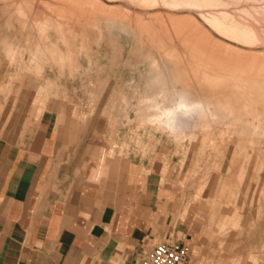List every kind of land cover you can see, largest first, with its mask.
<instances>
[{"label":"rangeland","instance_id":"rangeland-1","mask_svg":"<svg viewBox=\"0 0 264 264\" xmlns=\"http://www.w3.org/2000/svg\"><path fill=\"white\" fill-rule=\"evenodd\" d=\"M218 1L0 0V131L45 110L84 126L100 161L173 191L189 255L264 264V0Z\"/></svg>","mask_w":264,"mask_h":264},{"label":"crops","instance_id":"crops-1","mask_svg":"<svg viewBox=\"0 0 264 264\" xmlns=\"http://www.w3.org/2000/svg\"><path fill=\"white\" fill-rule=\"evenodd\" d=\"M23 119L0 131V264H136L166 238L192 239L157 172L100 161L84 126L51 111ZM197 249L179 264H205Z\"/></svg>","mask_w":264,"mask_h":264},{"label":"built area","instance_id":"built-area-1","mask_svg":"<svg viewBox=\"0 0 264 264\" xmlns=\"http://www.w3.org/2000/svg\"><path fill=\"white\" fill-rule=\"evenodd\" d=\"M188 258L187 243L166 238L142 252L136 264H179Z\"/></svg>","mask_w":264,"mask_h":264},{"label":"bare ground","instance_id":"bare-ground-1","mask_svg":"<svg viewBox=\"0 0 264 264\" xmlns=\"http://www.w3.org/2000/svg\"><path fill=\"white\" fill-rule=\"evenodd\" d=\"M128 1V0H127ZM156 1V0H155ZM189 1V0H188ZM191 1H193V2H200V4H201V2L203 3V2H208V1H210V0H191ZM223 2H224V0H222ZM246 1H248V0H246ZM250 1V0H249ZM248 1V2H249ZM187 2V1H186ZM215 2H216V0H215ZM218 2H220V3H222L223 4V6H225L224 4L225 3H223V2H221L220 0L218 1ZM248 2H246L247 4H248ZM252 2V1H251ZM251 2H249V3H251ZM253 2H255V1H253ZM193 5H194V3H192ZM222 4L220 5L219 3H218V5H220V6H222ZM232 4V3H231ZM205 5V4H204ZM236 5V4H235ZM251 5V4H250ZM222 6V8H225V7H223ZM190 7H192V6H190ZM189 7V8H190ZM193 8V7H192ZM250 8H251V6H250ZM254 8V7H253ZM226 9H227V3H226ZM247 9V8H246ZM257 9V8H256ZM193 10V9H192ZM196 10V9H195ZM197 10H199L198 8H197ZM214 10V9H213ZM217 10V9H216ZM259 10H261L260 8H259ZM201 11V10H200ZM209 11V10H208ZM225 11V10H224ZM224 11H221L222 13L224 12ZM239 11V13L241 12L240 11V9L238 10ZM251 11V10H250ZM254 11H255V9H254ZM253 11V12H254ZM201 12H203V11H201ZM218 12H219V10H218ZM246 12H248L247 10H246ZM160 13V12H159ZM196 13V12H195ZM198 13V12H197ZM200 13V12H199ZM205 13H207V12H205ZM214 14H215V12H213ZM225 13H227V12H225ZM233 13H236V12H233ZM232 13V14H233ZM209 14V13H208ZM258 14H260V13H258ZM258 14H254V15H258ZM213 15V14H212ZM217 15H220V14H217ZM230 15V14H229ZM238 15V14H237ZM243 16L245 15V14H242ZM200 16H201V14H200ZM214 16V15H213ZM220 16H222V15H220ZM203 17H205V16H203ZM219 17V16H218ZM82 18V17H81ZM210 18V17H209ZM220 18V17H219ZM235 18V17H234ZM233 18V19H234ZM238 18V17H237ZM207 19V18H206ZM222 19V18H221ZM226 19V18H225ZM247 19V18H246ZM254 19H255V17H254ZM213 20V19H212ZM239 21H240V18L238 19ZM250 20V19H249ZM107 21V20H106ZM223 21V20H222ZM233 21V20H232ZM242 21H244V20H242ZM107 22H109L110 23V25H112V26H115L117 23H116V21H112V20H108ZM207 22V21H206ZM210 22H212V21H210ZM264 22V21H263ZM249 23V22H248ZM212 24L214 25V27H220L221 29H222V33H225L226 35H227V33H228V35L229 34H232V36H234V37H236L237 39H240V40H251L252 38H254L255 37V35H256V29L254 28V27H252V26H246V25H243V28H240V27H238L239 26V24L238 25H232V24H230V25H228L227 23H225V21L223 22V23H221V22H219V20H216V19H214V21L212 22ZM211 24V25H212ZM254 24V23H253ZM122 25V24H121ZM255 25V24H254ZM259 25V24H258ZM235 26H237V27H235ZM260 26V25H259ZM257 27V26H256ZM216 30V29H215ZM259 29H257V31H258ZM262 31V30H261ZM217 32H219L218 30H217ZM264 32V31H263ZM221 33V34H222ZM263 34V33H262ZM257 35H259V34H257ZM222 36V35H221ZM224 36V35H223ZM260 36H261V34H260ZM257 37V36H256ZM225 38H227L226 36H225ZM230 38V37H229ZM255 39V38H254ZM263 39V38H262ZM229 40H233V39H229ZM257 40H259V39H257ZM235 41V40H234ZM259 42H260V40H259ZM263 42V41H262ZM243 42H241V44H242ZM264 43V42H263ZM239 44H240V41H239ZM244 44V43H243ZM242 44V45H243ZM245 44H247V43H245ZM262 44V43H261ZM247 46V45H246ZM258 48V47H257ZM246 50V49H245ZM256 50V49H255ZM254 52V51H253ZM260 52V51H259ZM259 52H257V53H259ZM209 58V57H208ZM240 62V61H239ZM258 65V64H257ZM261 67V66H260ZM250 70V69H249ZM134 76V75H133ZM50 86V85H49ZM130 103V102H129ZM129 105V104H128ZM141 110V112L143 111L144 112V110L143 109H140ZM123 113V112H122ZM129 113V112H128ZM122 116V118H121V120H120V125L121 126H124L125 124L127 125V121H128V119H127V117H126V114L124 113L123 115H121ZM137 119V118H136ZM141 119V118H140Z\"/></svg>","mask_w":264,"mask_h":264}]
</instances>
